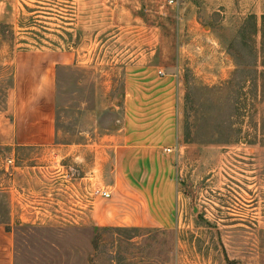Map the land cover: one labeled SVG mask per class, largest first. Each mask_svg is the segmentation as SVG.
<instances>
[{"label": "rangeland", "instance_id": "obj_1", "mask_svg": "<svg viewBox=\"0 0 264 264\" xmlns=\"http://www.w3.org/2000/svg\"><path fill=\"white\" fill-rule=\"evenodd\" d=\"M241 3L236 15L223 7L212 17L200 5L189 7L183 31L179 6L166 0H0V107L13 83L15 50H51L61 61L67 52L77 57L80 46L95 57L90 67L75 64L66 75L65 109L60 67L59 142L103 138L86 110L95 106L97 85L111 97L121 88L124 47L135 38L125 31H149L151 43L157 31H165L168 66L179 57L182 63L171 225L94 229L68 222L60 207L64 175L76 177L83 169L87 174L94 149L87 148L79 162L73 157L77 148L69 155L59 145L50 152L18 148L10 155L0 146V218L9 214L4 187L13 171L18 189H26L22 201L57 208L53 220L16 223V264H264V0ZM79 31L116 33L95 37ZM79 99L85 111L78 110Z\"/></svg>", "mask_w": 264, "mask_h": 264}, {"label": "crops", "instance_id": "obj_2", "mask_svg": "<svg viewBox=\"0 0 264 264\" xmlns=\"http://www.w3.org/2000/svg\"><path fill=\"white\" fill-rule=\"evenodd\" d=\"M241 2L183 0L177 5L181 12L179 19L183 22L181 30L185 29L184 23L188 19L184 13L189 7L200 5L206 8L210 17L227 7L236 15L235 12L242 10ZM116 3L117 0H113V4ZM0 20H5V16ZM226 20L231 22L232 17ZM79 32L98 37L110 36L115 31ZM129 32L135 38L124 47L126 58L120 90H114L111 97L109 90L104 92L97 85L95 106L86 110L94 114V126L103 131V138L94 140L92 144L58 141L57 102L60 67L65 109L66 95H69L66 75H70L75 64L90 67L95 60L91 51L88 54L84 47L81 50L79 46L77 57L67 52L59 61L58 55L51 50L18 49L10 60L13 83L7 91L4 107H0V146L9 149L10 155L18 148L50 152L58 145L62 153L67 149L69 155L72 154L71 148H77L73 157L77 156L79 162L84 158L86 149L93 148V166L89 172L86 174L83 169L84 172L80 171L83 174L79 173L76 177L68 173L63 179L60 205L63 219L74 221L81 227L87 224L94 229L115 224L169 226L172 222L178 189L172 164L177 143L175 91L180 79L181 57L174 67L168 66L165 31H157L154 43L149 39V31H125V34ZM116 35H122V31ZM108 42L106 40L105 43ZM105 43L101 49L106 47ZM81 83L80 79L79 86ZM103 100H109L108 106H103ZM84 107L86 103L83 105L80 100L78 110L85 111ZM107 114L110 117L106 118ZM10 161L13 159L10 158ZM132 165L138 167L132 169ZM34 168L31 166V172ZM13 175L12 183L4 187L9 198V214L0 218V264H16L14 226L17 222L50 221L57 210L54 205L40 207L32 206L34 203L31 201H22L20 197L26 195V189L22 194L16 185L18 174L13 171ZM34 187L31 185L30 191ZM98 189L110 192L111 196L106 198L97 194ZM131 196L134 197L133 204Z\"/></svg>", "mask_w": 264, "mask_h": 264}, {"label": "built area", "instance_id": "obj_3", "mask_svg": "<svg viewBox=\"0 0 264 264\" xmlns=\"http://www.w3.org/2000/svg\"><path fill=\"white\" fill-rule=\"evenodd\" d=\"M166 1H167V3H168L169 5H179L183 0H166ZM168 150H169V149H168ZM169 151H170V150H169ZM96 193H97V194H100L101 196L106 197V198H108V197L111 196V193L108 192V191H106V190H100V189H98V190L96 191Z\"/></svg>", "mask_w": 264, "mask_h": 264}]
</instances>
